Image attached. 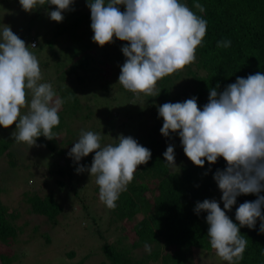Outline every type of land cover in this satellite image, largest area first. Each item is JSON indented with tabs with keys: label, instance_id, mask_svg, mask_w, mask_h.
<instances>
[{
	"label": "trees",
	"instance_id": "1",
	"mask_svg": "<svg viewBox=\"0 0 264 264\" xmlns=\"http://www.w3.org/2000/svg\"><path fill=\"white\" fill-rule=\"evenodd\" d=\"M181 2L186 3L198 16L207 21V32L203 38V45L197 48L196 61L183 71L161 79L157 84V90H161L158 96L145 97L141 94L138 97L124 90L119 83H115L117 86L112 91L109 65L112 61L117 62L119 67L123 65L126 58L121 48L126 42L114 38L113 43L100 47L92 41L93 32L89 34L87 40H79L82 46L78 45L75 48L69 46V50L75 49L71 60L78 58L76 49L90 50L92 46L99 48L102 56L96 58L86 52L84 57L70 62L66 68L63 65V68L56 69L61 79H64L62 76L67 71L71 76H68V79L70 77V80L77 84L65 85L60 81L53 88L57 96L65 101L59 111L60 124L53 131L57 136L64 130L67 138L56 146L43 136L37 138L39 143L50 147L51 155L59 156L58 160L53 159L46 164L48 172L54 173L57 177L55 182L59 186L58 190L66 189L71 179H75L77 164L68 155L70 150H67L65 145H73V139L79 136L82 130L78 128L79 121L91 123L89 131L101 135L102 145H106V140L102 136L116 130L117 136L122 134L133 137L152 154L146 165L138 166L133 182L128 185L127 191L120 195L116 209L111 210L108 216L107 225L111 227L114 224L115 229L120 228L123 239L108 241L99 227H95L92 232L84 231L85 234L81 237L93 238L97 235L104 241L96 246L92 245L91 249L78 259L76 258L79 253L75 249L65 251L60 255V263L56 264H155L160 258L161 264H194L195 252H214L207 236L208 225L205 220L207 213L201 212L197 215L194 208L197 202L214 199L223 209V202L220 199L222 193L213 179V174L217 169L223 170L226 163L223 158H218L212 165L205 161L202 168L194 166L191 161L181 165L179 169L173 170L169 167L164 161L163 153L169 145H174L177 160L181 156V147H177L174 142L178 134H170L169 138L161 135L163 120L158 116V107L166 102H184L196 97L198 106L202 108L208 102L212 88H217L220 92L227 85L234 83L237 77L246 78L257 72L264 73V0H181ZM194 3L202 4L206 11L200 13L193 7ZM46 7L47 5L32 12L29 18H35V14H39L41 9ZM119 7L121 11L124 10L122 5ZM52 8L55 10L54 6ZM89 16L86 12L77 13L73 21L62 26L57 24L59 31L56 35L69 33L79 38V33H75L74 29L80 26L81 22H86ZM19 37L23 39L25 35L21 33ZM223 40H230L231 46L218 48L217 42ZM107 45L112 46L108 52ZM32 49L33 54H38L41 46L38 44L37 48ZM103 65L106 68H103ZM95 71L99 73L101 81L95 84L99 93L94 94L96 97L102 96L103 102L96 97L84 99L81 96L92 86L89 81L94 80L92 75ZM109 93H112V96L109 97ZM140 97L145 100L142 105L138 100ZM112 108L116 109L115 114H110L109 110ZM103 115L106 121L121 122L115 127L112 125L113 122L109 121V124L104 125L101 123L103 119L100 121ZM101 126L103 128H100ZM11 143V137H0V154L8 156L10 166L14 167L17 163L13 153L9 151ZM93 156L94 153H90L82 158V165L90 167ZM95 191L99 197L98 186L95 187ZM260 195H264V191ZM80 198L83 208L79 206L78 210H85L89 203L84 195ZM256 198L251 194L238 196L236 204L226 214L238 224L235 220L236 208L245 201H254ZM63 212V204L58 200L55 190L50 188L26 191L23 204H19L8 213L0 195V264H17L22 255L16 251L17 245L25 248L27 245L30 246L32 241L45 246L51 244L48 225L57 224L58 217ZM140 215L141 218L137 219ZM85 216L89 218L90 212L87 211ZM259 226L260 221L257 220L253 229L240 228V233L245 236L248 244L244 258L239 264H264V233L259 231ZM130 232L135 236L129 243L124 238L129 237ZM145 244L151 246V252L137 258L135 249ZM149 260L153 262L149 263ZM37 264L40 262L37 261Z\"/></svg>",
	"mask_w": 264,
	"mask_h": 264
},
{
	"label": "clouds",
	"instance_id": "2",
	"mask_svg": "<svg viewBox=\"0 0 264 264\" xmlns=\"http://www.w3.org/2000/svg\"><path fill=\"white\" fill-rule=\"evenodd\" d=\"M75 0H19L22 10L32 13L43 6L51 21L61 23L64 12L71 11ZM123 6L121 11L119 6ZM90 9L92 41L103 47L116 40L126 42L121 51L126 58L120 67L119 84L124 90L145 97H156L158 82L183 71L196 61V51L203 45L207 21L181 0H87ZM193 7L206 11L200 3ZM11 27L0 32V127L15 124L14 140L30 147L37 138H56L54 128L60 124L59 111L64 100L50 83H42L37 57ZM230 40L217 42L228 48ZM218 87V85H217ZM29 93L31 94L29 98ZM22 109H27L22 113ZM163 124L160 133L169 138L178 134L183 152L194 166L215 164L223 158L226 167L213 174L221 191L220 203L205 199L195 204L194 212L207 213V236L216 255L227 264L243 260L248 241L240 228L253 229L260 221L264 233V73L246 78L218 92L212 88L208 102L201 108L197 98L184 102H166L158 107ZM116 143L101 144V135L81 130L68 155L77 164V174L87 172L95 177L100 202L115 210L120 195L127 191L140 165L151 159V151L133 137L122 134ZM94 153L91 166L80 165L82 158ZM169 167H175L174 145L163 153ZM255 195L235 211L234 223L226 214L240 195ZM147 252L151 246L144 245Z\"/></svg>",
	"mask_w": 264,
	"mask_h": 264
},
{
	"label": "rangeland",
	"instance_id": "3",
	"mask_svg": "<svg viewBox=\"0 0 264 264\" xmlns=\"http://www.w3.org/2000/svg\"><path fill=\"white\" fill-rule=\"evenodd\" d=\"M85 1L86 0H75V3L72 5L73 10L64 12V20L61 23H57L51 21L47 15V11L53 10L52 6H47L46 8L41 9L39 14H35V18L30 19L29 15L31 13H26L22 10L19 0H0V32H2L4 25H8L16 35L20 36L21 33L25 35L22 40L25 41L26 45H32L33 42L36 41L35 48H37V45L40 44V52L34 55L37 57L40 64L43 77L41 82L50 83L53 88H55L60 81L65 85L76 84L73 83L74 81L70 80L71 76L67 71L62 76L64 79H61L59 74L56 73L57 68H63V65H65L64 67L66 68V65L70 62H75L78 58L84 57L86 52L91 53V55L96 58H100V56H102L100 53L101 50L92 46L90 50H83L82 48L76 49L78 50L76 51L78 58L71 60V56L74 54L75 49L71 48L69 50V46H73L74 48L78 45L82 46L79 40H87V37L92 32L90 28V16L86 22H81L80 26H77L74 29L75 33H79V38L72 36L69 33L56 35L59 31L57 24L62 26L66 22L69 23L71 20L73 21L77 13L86 12L90 15V9ZM28 26L31 27L29 30ZM110 48L112 49V46L107 45V52ZM29 50L33 51L31 46H29ZM46 63H48V65ZM109 67V82L112 81L111 84L113 87L111 90L114 91L117 86L115 83H119L118 80L115 79H118L119 77L120 67L119 64L114 61H112V64L109 65ZM103 68L106 67L103 65ZM68 76H70L69 79ZM92 77H94V80L91 82L89 81V84L92 86H95V84L97 85V83L101 81L97 71L93 73ZM92 86L87 88L83 95H81L84 99H95L96 96L94 93L98 92V88L95 86L91 89ZM119 94L120 92L118 95ZM30 96L31 94L29 93V98ZM110 96H112V93H109V97ZM101 97L99 95V97L96 98L99 99L100 102H103ZM143 99V97L138 99L140 100L139 102L141 105L145 103V100ZM26 111L27 109H22V113ZM109 112L110 114H115L116 109L112 108ZM101 119H103V121ZM100 121H102L101 123L104 125L109 124L108 121L113 122L112 125L114 127L121 122L120 120L106 121L104 115L100 118ZM78 123V128L85 131H89V127H92L89 122L83 123L82 121H79ZM100 128L103 127L101 126ZM15 134V124L7 129L0 127V137H11L12 143L9 146V151L13 153L14 159L17 163L14 167L10 166L8 160L9 157L5 154H0V195L6 212L8 213L19 204H23L24 193L26 191L30 192L37 189L48 190L49 188L55 190L58 200L63 204L64 211L63 214L58 217L59 219L57 224L54 226L48 225V233L51 235V244L45 246L32 241L29 244L30 246L27 245L25 248L22 247V245L15 246L16 251L22 254L20 259L17 260V264H37V261H39L40 264L60 263V255L70 249H75L79 253L76 258L78 259L80 258V255L90 250L92 245L96 246L104 241V239H101V237H98L97 235H94L93 238L90 236L88 238L81 237L85 234L84 231L92 232L95 227H99L104 232L105 239L108 241H117V239L120 238L123 239V233L120 228L115 229L114 224L111 227L107 225V222L109 221L108 216L111 210L107 209L106 206L100 202L99 197L96 196L95 187L97 185L95 183L94 176L88 175L87 172L80 174L75 172V179L72 178L73 180L71 179L70 181L73 183L71 184L69 182L71 185L68 183L69 185L66 189L62 188V190H58L59 186L55 182L57 177L54 173L48 172L46 164L50 160H58L59 156L51 155L50 147L39 143L38 141H36L37 146L30 148L24 143H17L14 140ZM105 134L106 135L102 136L103 139L106 140L105 144L114 143V141H116L114 140L117 138L116 130L113 133ZM66 138V132L61 130L56 138L51 140V143L56 146ZM78 138L79 136L76 139H73L72 144L75 143ZM174 142L177 147H181V156L175 160L176 166L172 167L173 170L179 169L181 165L190 162L183 152L178 135ZM72 146L73 145L71 144H67L65 145V148L70 150ZM81 162L82 161L79 162L80 165H82ZM51 167L54 166L51 165ZM65 181L68 182L67 179H65ZM31 188L33 190H31ZM82 195L86 197V201H88L89 205L86 206L85 210H78L79 206L81 208L83 205L80 198ZM87 211L90 212L89 218L85 216ZM140 218L141 215L137 216V219ZM106 228H108L107 231ZM134 236L135 234L130 232L129 237L124 238V240L130 243ZM134 253L137 258H142L146 255L147 251L143 246L135 249ZM28 254H30V256H28ZM193 257L194 264H227L226 261L221 260L216 255L215 250L214 252H195ZM152 262L153 260H149V263ZM155 264H161V258L156 261Z\"/></svg>",
	"mask_w": 264,
	"mask_h": 264
},
{
	"label": "built area",
	"instance_id": "4",
	"mask_svg": "<svg viewBox=\"0 0 264 264\" xmlns=\"http://www.w3.org/2000/svg\"><path fill=\"white\" fill-rule=\"evenodd\" d=\"M33 44H35V45H36V41H34V42H33Z\"/></svg>",
	"mask_w": 264,
	"mask_h": 264
}]
</instances>
